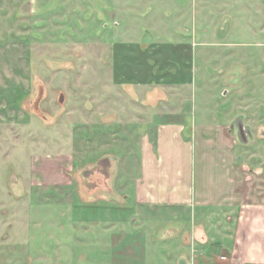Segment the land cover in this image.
Masks as SVG:
<instances>
[{
	"label": "rangeland",
	"instance_id": "1",
	"mask_svg": "<svg viewBox=\"0 0 264 264\" xmlns=\"http://www.w3.org/2000/svg\"><path fill=\"white\" fill-rule=\"evenodd\" d=\"M263 16L264 0H0V264H153L160 240L184 250L162 239L184 230L175 211L133 204L134 125L104 118L122 132L103 133L102 102L115 112L119 97L102 90L107 38L184 45L195 110L243 117L251 137L236 146L262 172Z\"/></svg>",
	"mask_w": 264,
	"mask_h": 264
},
{
	"label": "crops",
	"instance_id": "2",
	"mask_svg": "<svg viewBox=\"0 0 264 264\" xmlns=\"http://www.w3.org/2000/svg\"><path fill=\"white\" fill-rule=\"evenodd\" d=\"M107 39L111 48L102 72L108 81L102 90L119 97L115 112L111 98L107 110L102 102L103 133L109 138L122 132L121 125H134L139 146L134 165L140 171L130 181L133 204L175 211L172 219L184 228L178 233L170 225L162 238L179 237L184 250L160 240L155 246L161 259L153 264H264V171L250 167L236 146L251 137L244 118L221 122L205 118L203 107L195 110L191 55L183 54L184 45L161 49L144 38ZM109 117L121 124L118 130L104 119Z\"/></svg>",
	"mask_w": 264,
	"mask_h": 264
}]
</instances>
